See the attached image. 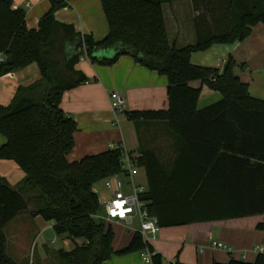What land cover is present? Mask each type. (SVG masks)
<instances>
[{
    "label": "trees",
    "instance_id": "obj_1",
    "mask_svg": "<svg viewBox=\"0 0 264 264\" xmlns=\"http://www.w3.org/2000/svg\"><path fill=\"white\" fill-rule=\"evenodd\" d=\"M70 0H50L51 8L28 29L24 10L13 8V0H0V77L37 64L41 78L20 87L8 106L0 105V160L13 161L25 174L27 185L37 189L46 206L34 213L53 221V230L71 242V249L58 250L59 264H103L114 253V233L101 218L104 214L94 191L105 179L123 172L121 149L68 162L77 125L63 112L65 92L88 82L76 69L83 54L92 63L111 66L122 55L166 76L168 109L126 112L129 120L166 122L177 136L179 155L169 175L153 167V153L144 152L139 163L148 177L149 211L160 228L187 226L188 241L207 226L220 225L264 230V100L250 95L248 85L234 72V61L222 70L193 65L195 52L214 44L245 40L264 11L257 8L233 13L231 22L196 21L195 44L176 48L167 37L162 4L172 0H101L109 32L102 41L81 35L72 25L56 20L57 11ZM199 2L200 0H194ZM233 8L234 0H207ZM236 14V15H235ZM234 17V18H233ZM219 21V20H217ZM120 46L111 58H97L99 51ZM200 81L222 98L198 109ZM158 172V173H157ZM28 207L19 191L0 177V264H17L5 254L3 228ZM80 241V242H79ZM149 250L141 235H133L118 254ZM153 264H181L163 261ZM213 264H264V253L255 262L231 260Z\"/></svg>",
    "mask_w": 264,
    "mask_h": 264
},
{
    "label": "crops",
    "instance_id": "obj_2",
    "mask_svg": "<svg viewBox=\"0 0 264 264\" xmlns=\"http://www.w3.org/2000/svg\"><path fill=\"white\" fill-rule=\"evenodd\" d=\"M13 8L25 11L28 29H38L40 19L51 8V2L50 0H13ZM251 8L264 11V0H234L233 8L231 6L230 10L228 5L207 0L199 2L172 0L162 4L167 37L176 48L195 44L197 40L196 21L198 19L206 23L205 17L212 14L215 23L227 24L231 22V12L240 14ZM55 18L60 23L72 25L75 31L81 35H91L96 41H102L109 32L101 0H70L67 7L56 12ZM263 30L264 25L258 23L245 40L239 43L234 42L235 48H240L241 42L249 40L246 43L247 47L251 48L249 50L251 56H255L256 60L253 64L254 70L248 66L246 68L254 74H252V80L254 76V79H260V82H264V59L258 57H262L264 49L263 51L259 49L257 45L260 43L257 44V42L262 39L261 37H264ZM262 44L264 45V43ZM122 51L123 49L117 46L111 50L99 51L96 53V57L111 58ZM193 55L195 54L191 55L190 61L193 65L198 66ZM252 60L254 59L252 58ZM76 69L88 78V82L65 92L62 96L61 108L63 112L74 119L77 125V130L74 133L75 145L67 156L68 162L80 161L85 157L96 156L110 149H121L123 155L124 153L130 155L134 166L143 170V173L140 174H137L136 171L137 178L133 180L136 184L145 186L148 191L146 170L139 160L143 158L144 152H151L155 157L152 160L153 167L160 172V175L157 176L155 171L153 178L156 180V178L169 175L179 155L177 136L166 122L132 121L128 119L126 112L168 109L167 77L143 67L128 55H122L113 65L105 66L92 63L83 54ZM217 69L222 70L218 67ZM237 75L243 82L247 81L240 74ZM40 78L41 74L37 64H31L26 68L0 77V105H10L20 87L30 86ZM245 83L250 91V84ZM190 86L201 89L198 109L208 107L222 98L219 92L205 91L204 85L200 81L192 82ZM113 92H118L125 98L126 108L123 113H116L111 109L109 96ZM260 93L262 95L260 97L251 93L250 95L264 100V92ZM5 142L6 138L0 134V146ZM0 177L5 179L11 187L23 180L25 174L13 161L0 160ZM94 191L97 192L96 188ZM22 212L2 230L5 239V254L13 262L15 261L8 256V238L4 230L14 224L16 220H18L17 224H21L20 215ZM113 225L117 226L116 230L113 229L112 248L114 253L103 264H144L143 251L124 255L117 253L130 243L133 235L139 232L140 227L129 230L122 224H112L111 227ZM47 228L53 230L51 226ZM189 234L190 230L187 226L160 228L151 245L154 252L159 254L163 261H175L181 264L228 263L231 260L253 263L259 254L256 248L264 247V230L211 225L196 234L193 233L191 241L187 240ZM61 237L65 245L71 244L65 236ZM212 242L223 243L232 250L228 252L213 248ZM56 255L59 260L58 251ZM43 262L44 260L41 263L44 264Z\"/></svg>",
    "mask_w": 264,
    "mask_h": 264
},
{
    "label": "rangeland",
    "instance_id": "obj_3",
    "mask_svg": "<svg viewBox=\"0 0 264 264\" xmlns=\"http://www.w3.org/2000/svg\"><path fill=\"white\" fill-rule=\"evenodd\" d=\"M25 1V0H23ZM264 32V30H263ZM258 40L257 44L259 49H264V37ZM249 41V40H247ZM247 41L241 42L240 48H235L234 43L231 44H214L205 51L195 52L193 55L194 60L198 66L206 68H220L223 69L225 64L223 60L227 62L229 57L234 61V72L240 74L241 77L245 78L248 84H250L249 93L254 96H262L260 92H264V82H260V79L252 80V74L247 66L254 70L253 64H255V56H251V48L247 47ZM240 41H237L239 43ZM254 59L251 61V59ZM264 59V51L262 57ZM220 66V67H219ZM254 75V74H253ZM205 91H212L207 85L203 86ZM206 93V92H205ZM264 94V93H263ZM2 105V104H1ZM5 106V105H2ZM137 174L143 173V170L138 169L137 166L133 167L132 177L137 178ZM126 184H129V179L123 177ZM5 183V179H3ZM140 183V182H139ZM8 184V183H7ZM12 189L19 191L24 199L28 203V209L21 213L20 220L21 224H17L18 220L14 224L8 226L4 231L8 238L7 252L8 256L12 258L18 264H59L56 252L59 249L70 250L71 244H66L61 236L55 234L52 229L47 228L48 226L53 227L55 222L46 221L41 216H35L34 213L38 210L43 209L46 206L45 200L42 198L40 192L37 189L27 185L23 180L19 181L16 186H11ZM98 197L105 196L110 197V193L105 190L104 183L101 182L95 186ZM136 222V221H135ZM133 229H138V221L133 225ZM112 229L116 230L117 226L113 225ZM127 233V232H126Z\"/></svg>",
    "mask_w": 264,
    "mask_h": 264
},
{
    "label": "built area",
    "instance_id": "obj_4",
    "mask_svg": "<svg viewBox=\"0 0 264 264\" xmlns=\"http://www.w3.org/2000/svg\"><path fill=\"white\" fill-rule=\"evenodd\" d=\"M3 60L4 55L0 54V62ZM109 97L111 109L116 113H123L126 108L125 98L118 92L111 93ZM121 166L123 170L121 174L113 175L103 182L105 190L110 193V197H98L99 205L104 212L101 218L108 225L122 224L129 230H132L133 225L138 221L140 229L137 233L141 235L144 243L151 244L154 237L159 233L160 227L156 219L150 214L149 201L146 199L147 188L134 182L132 177L134 164L128 153H124ZM123 177L129 179V184L125 183ZM211 246L228 252L232 250L220 242H212ZM256 251L259 254L264 253V247H258ZM154 255L155 252L144 250L142 254L144 264H153ZM171 263H175V261Z\"/></svg>",
    "mask_w": 264,
    "mask_h": 264
},
{
    "label": "water",
    "instance_id": "obj_5",
    "mask_svg": "<svg viewBox=\"0 0 264 264\" xmlns=\"http://www.w3.org/2000/svg\"><path fill=\"white\" fill-rule=\"evenodd\" d=\"M118 53V52H117Z\"/></svg>",
    "mask_w": 264,
    "mask_h": 264
}]
</instances>
